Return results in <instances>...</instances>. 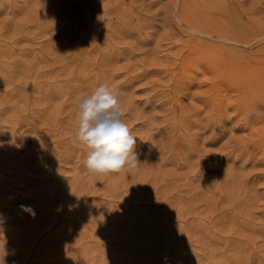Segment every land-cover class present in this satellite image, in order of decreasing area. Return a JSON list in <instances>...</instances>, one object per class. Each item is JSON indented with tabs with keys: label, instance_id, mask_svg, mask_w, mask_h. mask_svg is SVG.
I'll return each mask as SVG.
<instances>
[{
	"label": "rangeland",
	"instance_id": "1",
	"mask_svg": "<svg viewBox=\"0 0 264 264\" xmlns=\"http://www.w3.org/2000/svg\"><path fill=\"white\" fill-rule=\"evenodd\" d=\"M100 84L134 170L84 164ZM0 233L7 264H264V0H0Z\"/></svg>",
	"mask_w": 264,
	"mask_h": 264
},
{
	"label": "clouds",
	"instance_id": "2",
	"mask_svg": "<svg viewBox=\"0 0 264 264\" xmlns=\"http://www.w3.org/2000/svg\"><path fill=\"white\" fill-rule=\"evenodd\" d=\"M76 139L87 146L84 164L96 175L134 170L140 164L135 152L137 137L122 119L125 115L115 88L100 84L90 95L77 97ZM23 211L35 215L30 206ZM8 252L0 233V264H7Z\"/></svg>",
	"mask_w": 264,
	"mask_h": 264
}]
</instances>
